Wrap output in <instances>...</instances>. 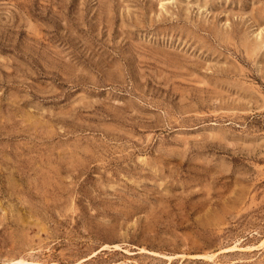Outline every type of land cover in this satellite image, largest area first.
<instances>
[{
    "label": "rangeland",
    "instance_id": "obj_1",
    "mask_svg": "<svg viewBox=\"0 0 264 264\" xmlns=\"http://www.w3.org/2000/svg\"><path fill=\"white\" fill-rule=\"evenodd\" d=\"M0 264H264V0H0Z\"/></svg>",
    "mask_w": 264,
    "mask_h": 264
},
{
    "label": "bare ground",
    "instance_id": "obj_2",
    "mask_svg": "<svg viewBox=\"0 0 264 264\" xmlns=\"http://www.w3.org/2000/svg\"><path fill=\"white\" fill-rule=\"evenodd\" d=\"M258 51V50H257ZM256 52V51H255ZM116 248H119V246H116ZM214 255L210 256V255H205V256H202V258H212ZM201 258V256H199Z\"/></svg>",
    "mask_w": 264,
    "mask_h": 264
}]
</instances>
